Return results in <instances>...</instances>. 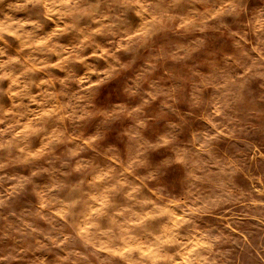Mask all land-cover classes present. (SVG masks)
<instances>
[{
	"label": "clouds",
	"instance_id": "9594fccd",
	"mask_svg": "<svg viewBox=\"0 0 264 264\" xmlns=\"http://www.w3.org/2000/svg\"><path fill=\"white\" fill-rule=\"evenodd\" d=\"M0 264H264V0H0Z\"/></svg>",
	"mask_w": 264,
	"mask_h": 264
}]
</instances>
